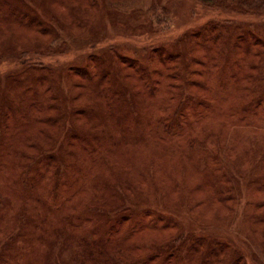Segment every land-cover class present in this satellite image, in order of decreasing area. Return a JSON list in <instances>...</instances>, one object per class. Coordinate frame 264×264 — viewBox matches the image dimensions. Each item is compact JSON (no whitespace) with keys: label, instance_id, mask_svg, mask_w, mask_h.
Masks as SVG:
<instances>
[{"label":"rangeland","instance_id":"rangeland-1","mask_svg":"<svg viewBox=\"0 0 264 264\" xmlns=\"http://www.w3.org/2000/svg\"><path fill=\"white\" fill-rule=\"evenodd\" d=\"M18 1L24 9L19 11L22 24L27 23L28 27L22 29L14 24L17 26L14 33L17 38L11 37L13 32L10 29H7L10 33L2 34L4 30L0 29V76L8 75L6 73L14 70L21 60L39 66L57 64L59 71L56 72L62 77L59 86L66 79V84L71 83L72 87H87L93 93L104 90L96 93L97 101H103L100 95L108 98L107 93L110 95L109 91L115 90L119 92V98L124 97L130 102L125 105L127 120L123 121L129 127V136L124 138L126 143L118 146L117 142L109 140L111 151L107 156L103 155L107 152L104 150L98 153L96 162L87 163L89 176L92 173L97 177L114 174L121 178L125 186L127 183L128 188L120 184L116 188L111 185L106 188L103 179L97 184L83 182L85 176L81 180L83 190L72 195L67 204L72 205L76 198L81 212L96 211L100 207L110 219L114 218L116 211L117 214L124 212V220L113 238L125 237L132 231L126 245L133 249L131 252L121 251L118 245L110 252L114 257L111 263L132 264L135 260V264H140L150 259L152 262L147 264H162L164 261L160 252L167 250L166 245L171 243L177 248L170 259L175 260V264H246L251 258L256 264H264V149L257 150L256 147V144L262 143L263 135L246 134V150L249 155L252 154L251 159L246 156L240 165H235L234 156L229 154L233 153L237 129H242L246 122L252 121V125L264 118L261 111L264 105L252 107L250 104L254 100L262 103L261 97L264 96V0H98L102 2H99L100 6L95 3V7L93 0H55L54 3ZM85 6L90 7L91 15H85ZM12 8L15 9V6ZM75 8L78 9L73 12ZM100 9L103 11L101 16ZM28 10L30 15L26 13ZM96 20L100 27L89 34V26H96ZM30 23H38L42 27L35 30ZM204 27L208 28L202 29ZM201 29L200 37L198 33ZM54 37L56 45H51ZM171 41L178 42L176 49L180 56L173 63H167L166 59L174 56L171 52L167 54L163 48L166 50L165 45ZM96 47L106 48L109 52L114 49L104 59L107 61L104 65V72L107 73L104 75L105 85H97L95 80L87 84L86 79L81 78L87 71L75 66L74 69L81 70V74L72 78L68 66L71 71L73 62L81 66L87 52L98 49ZM124 47L134 51L136 57L143 56L142 62L146 64L138 66L132 63L134 55L127 53ZM158 49L157 54H149L151 61L146 58V53ZM108 58L115 59L121 69L131 66L130 70H127L128 67L124 69L123 76L119 78ZM220 66H224V70L219 71ZM178 69L195 73L184 81L182 71ZM134 70L139 73L135 75ZM131 74L132 77H129ZM151 74V80L159 82V88L153 95L144 88ZM172 76L180 79L174 78L170 82ZM138 78L142 79L143 85ZM183 83L199 110L189 113L184 110V115L191 116L187 121L179 119L177 127L168 120L171 110L163 111L168 98L172 97L171 94L168 96L170 90L160 91V86L174 85L176 88L171 91L175 96L176 92L181 93ZM75 90H72L73 102L81 103L83 97H74ZM60 92L64 93L61 87ZM4 94H7L6 89L0 85V97ZM146 95L150 100L144 98ZM170 103L173 107L174 100L170 99ZM202 104L208 107L204 109ZM90 118L91 122L99 124H94V130L88 131L97 134L116 131L115 120L108 119L110 124L104 125L105 121H100L98 115L92 112ZM79 123L83 125L81 121ZM231 128V131H225ZM251 128L255 129V125ZM163 131L165 134H162ZM110 133L111 136L116 135ZM173 134L178 137L170 138ZM6 150L0 148V172L11 165L13 173L10 169L7 174L6 171L0 173V257L11 248L9 259H12L13 252L17 253L24 246L25 258L19 264H31L32 259L39 264H85V261L95 264V253L106 254L109 247L100 242L106 231L99 230V235L92 237L87 225L78 230L77 233L82 234L80 238H89L85 248L92 253V258L87 259L86 253H81L83 261L77 263L73 261L78 248L70 249V234L57 238L51 244L53 237L44 234V222L38 219L44 215L50 220L57 212L58 206L53 201L44 197L39 203L36 198H41L42 193L46 196L45 183L53 179L57 167V171L63 172L64 169L68 173L65 167L52 161V174L48 177L43 174V177L41 168L36 171V157H42V150L48 155L47 150H11L10 153ZM23 153L24 156L32 155L34 162L20 158ZM104 160L105 171L101 168ZM25 163L29 167L35 166V174L40 177L39 183L31 184L29 188L15 179L20 173L21 176L26 173L27 168L22 170ZM232 168L235 171L241 168L247 170V176L242 174L240 177L243 179H240L231 173ZM221 171L230 172L220 175ZM105 179L112 184V175ZM24 180L33 181V175ZM106 189L114 194L127 192L128 198L109 207ZM100 195L106 206L101 203L102 199L93 203ZM20 207L25 214L19 211ZM59 214L64 215V212ZM156 216L160 220L159 226H164L162 229L151 225L154 224L151 219ZM37 224L40 228L36 227ZM234 232L248 244L252 254L246 245L238 243ZM74 235L76 233H72ZM27 236L36 238L30 246L24 244ZM230 241H234L237 247ZM96 247L99 248L96 250ZM239 249L245 253L244 261Z\"/></svg>","mask_w":264,"mask_h":264},{"label":"trees","instance_id":"trees-1","mask_svg":"<svg viewBox=\"0 0 264 264\" xmlns=\"http://www.w3.org/2000/svg\"><path fill=\"white\" fill-rule=\"evenodd\" d=\"M0 29L4 30L1 32H9L10 29L13 33H10L11 37L17 38V35L14 34L16 31V27L14 24L20 25L22 29H25L28 27L27 23L24 25L22 24V15L19 14V11L22 9L19 3H21L18 0H0ZM50 1V3H54L55 0H44V3ZM64 2V0H57ZM74 1V0H72ZM89 1V0H88ZM92 1V0H91ZM98 0H93V6L95 7V3L100 6ZM90 2V1H89ZM15 6V9L12 8V6ZM45 6L47 4H44ZM79 5V4H77ZM83 5V4H80ZM92 5V4H90ZM78 8L72 9L77 10ZM85 15H91L92 11L90 10V7H84ZM101 10V9H100ZM29 11V10H28ZM26 12L30 15V11ZM96 11V10H95ZM91 12V13H90ZM103 15V11L101 10L100 16ZM87 18V17H86ZM87 21L88 20L87 18ZM97 25L96 26H89V34H92V32L96 31V28L100 27V23L98 20H96ZM91 22H88L90 24ZM35 30L41 29L42 25L38 23H30ZM87 27V25H85ZM208 27H204L202 29H207ZM202 29L199 31L198 34L202 33ZM238 29V28H236ZM212 33V32H211ZM239 34V33H237ZM193 38L197 39L195 36H192ZM204 38V36H202ZM14 41V39H12ZM56 38L54 37L51 40V45H56ZM178 42L171 41L168 43V45H165V48L163 50L169 54L168 52H171L170 54L174 56L167 58V63H173L174 60L178 58V55L180 54L176 47ZM94 45V44H93ZM194 45V44H193ZM104 47V46H103ZM98 48V47H96ZM126 49V52L129 54H133L134 57L132 58V63L137 64L138 66H144L146 63L142 62V57H136L134 54V51L131 49ZM95 49V48H94ZM102 49V50H101ZM106 48H98V49H91L84 55V57L81 62L82 65L78 66L76 62H73L72 64V71L71 68H67L68 72L72 74V78H76L75 76H80L81 70L74 69L73 66L80 68L84 71H87V74L82 79H86V83L94 82L97 85H105L104 84V75H107L106 72H104V65L107 63L104 59L114 51V49H110V52L107 51ZM160 49L151 51L149 53H146V58L151 61L152 56L149 54H157ZM247 54V53H246ZM180 56V55H179ZM247 58V57H246ZM33 59V58H32ZM110 62L114 65V72H116L117 76L121 78L123 76V71L127 67H131L126 65L124 69H121L116 65L115 59L108 58ZM85 60V61H83ZM184 60V59H183ZM182 61V60H180ZM178 61V63L180 62ZM19 64L17 66L21 65L20 67H17L15 65V69L7 72L5 77L0 76V85H2L6 89V93L4 96L0 97V148L7 149V153H10L11 150H34L38 151L40 149L47 150L48 155H45L44 152L41 155L42 157L38 158L36 157V171H38L41 168V176L43 174L47 175L46 177L50 176L52 174L50 172V168H53V165L51 164L52 161H55L57 163V166L65 167V169L68 171L65 172L63 169L59 172L57 171L59 167L56 168L55 175L53 176L52 180H48L45 183V189L47 191L46 196H44V193L41 194V198H36L39 203H41L45 197V199L49 201H53V204L55 206H58L57 212L55 214L52 212V209H48L50 213L54 214V217L50 220H47V217L42 215V218L39 217V222H44L42 226H45L44 234H50L51 237V244H54L55 240L59 237H64V235H68L71 237V243H70V249L78 248L76 254V258L73 262L82 263L83 260L80 259L81 253H86V258L91 259L92 253H90L85 246H87L89 242V238H80L82 236L81 233H77L78 230L83 227L84 225L88 226V231L91 233L92 237H96L99 235V230H103V233L106 231V233L103 235L104 238L100 239V242H104L105 245H109L108 248H106V254L105 253H98L96 252L93 263L95 264H112L111 262L114 261V257L111 255L110 252H112L115 248L119 247L121 248V251L127 250L128 252H131L133 249L132 247H129L127 244L128 237L132 235V231L125 237H120L118 239H114L113 236L117 233V229L124 220L125 214L124 212L118 213L117 211L114 215V218L110 219L105 213L102 212L101 208L98 207L96 211H83L77 207L76 205V198H74L72 205H67L69 200L72 199V195L75 193H78L79 191L83 190L82 186V179L86 176V179H83V182H95L97 184V181H100L103 179L105 182V187L108 188L110 185L114 186L115 188L120 184L123 188H128V185L126 183V186L121 183V178L114 174H108L107 176L97 177L94 176L93 173L91 176L88 175V171L90 169L89 166H87L88 161L96 162L98 159V153L104 152V150H107L103 155L106 157L109 150L108 148V142L109 140H114L117 142V145L120 146L122 143H124L126 140L124 138L126 136H129L127 134L128 126H126L123 121H126V111H125V105L127 103H130L129 100H124L122 98H119L118 95L119 92L113 90L109 91L110 95L107 93V96L100 95V98H104L103 101L101 99L98 100L96 93L97 92H105L104 90L99 91L95 90L93 91L82 89V87H72V84H66V79H63V82L61 86H59L60 80L62 77H60L58 74L59 69L57 68L59 65H51L50 63L46 66H39L37 64H33L32 62L29 63L27 61L21 60L18 61ZM183 63V61L181 62ZM185 67V66H184ZM240 67V66H239ZM219 71L224 70V66L218 67ZM127 70H130L127 69ZM181 70V77L184 81H188L190 76L195 73V71H188L183 69ZM250 69H247L249 71ZM167 71V70H166ZM135 75L139 73V71L134 70L132 71ZM129 77H132L131 75H128ZM152 74L150 76V81H146V85H144V88L146 91L153 95V93H156L158 90V84L159 82L151 80ZM179 78V77H170L171 79ZM180 79V78H179ZM220 79V77L218 78ZM138 80L142 83L143 81L141 78H138ZM77 82V80H76ZM83 84V83H82ZM85 84V83H84ZM80 85V84H79ZM197 86V84H195ZM60 87L64 89V93L60 92ZM160 91L162 90H170L168 92L172 95L171 98H168L166 105L163 107V111L171 110L170 116L168 117V120L172 122L173 126L178 127L179 119L188 120L189 116L191 115H184L183 111L187 110V112H194L198 111L199 107L197 102L195 101L194 97L191 95V93L188 92L186 87L181 85L180 90L181 93H175V96L172 94L176 87L174 85H163L160 86ZM74 91V97H83L81 99V103H74L72 99V90ZM145 92V93H147ZM188 92V93H187ZM143 94V93H140ZM119 96V97H118ZM167 96V95H166ZM132 98H135L132 96ZM145 99L149 98V95L144 96ZM262 98V103H259L258 101H253L251 104L252 107H255L257 105L263 104L264 105V96ZM170 99L174 100V106L172 107L170 103ZM150 100V99H148ZM253 100V99H252ZM251 100V101H252ZM131 101V100H130ZM135 102V100H134ZM131 101V103H134ZM158 102V101H156ZM155 102V103H156ZM154 103V101H152ZM58 105H60V110L58 109ZM107 105V106H106ZM155 105V104H154ZM128 106V104H127ZM182 106V109H179V107ZM204 109H206L208 106L205 104ZM264 112V108L261 110ZM95 113V115H98L99 120H104V125L108 123L109 120H115L116 124L115 128L116 131L110 133L109 131H105L102 133H96L95 131L90 132L88 130H94V124H99L98 122H91L90 113ZM48 113H51L49 116ZM249 115H252L249 114ZM248 115V117H249ZM139 115L136 116V119H138ZM123 118H125L123 120ZM109 119V120H108ZM247 119V118H245ZM258 119V118H255ZM186 120V121H187ZM79 121L83 125L80 126ZM88 122H89V129L88 128ZM113 122V121H112ZM187 124L186 122H183ZM252 121L246 122L245 125L242 127V129H237L236 135L233 139V153L231 156H234L235 161L233 164H241L242 159L246 156H248L250 159V154L246 150V143L248 140V136L246 134L251 133L253 135L262 134L263 139L262 143L256 144L257 150L264 149V118L259 120L258 122L252 124ZM110 124V123H108ZM182 124V123H181ZM255 125V129L251 128V126ZM104 128V126H102ZM231 129H226L225 131H231ZM241 131V134L239 132ZM110 134H116L115 136H111ZM162 134H165L163 131ZM140 135V134H139ZM138 135V137H139ZM119 136V137H118ZM178 137L177 134H173L170 138H176ZM114 138V139H113ZM140 138V137H139ZM235 141H238L237 144H235ZM111 142V141H110ZM126 143V142H125ZM224 145V144H223ZM221 145V146H223ZM104 146L106 148H104ZM253 148V147H252ZM10 149V150H9ZM71 150V151H70ZM109 150V151H108ZM70 151V152H68ZM17 155L16 153H14ZM20 154V158L25 159L28 162H34V159L32 155L27 154ZM57 155H59L57 157ZM264 156V153L263 155ZM18 158V157H17ZM14 158V159H17ZM49 160L48 162H45V160ZM55 159V160H54ZM64 159V160H63ZM72 159V161H71ZM92 159V160H90ZM223 161V160H222ZM27 162V163H28ZM63 162L64 164H61ZM67 164H66V163ZM224 162V161H223ZM14 164V163H12ZM91 164V162H90ZM1 167V164H0ZM87 167V169H86ZM27 168V169H26ZM75 168V169H74ZM101 168L105 171V160L103 161V164L101 165ZM8 169L12 172V166L8 165V168L6 167L3 171H6V174L8 173ZM17 169V168H15ZM25 170V174L23 176L17 175L15 177L16 181L20 184H25L28 188L32 187L34 184H38L40 181V177H38L35 173V166H28L26 163L22 166V170ZM149 168H147L148 170ZM1 171L0 173H2ZM34 171V174H33ZM230 171H221L220 175H223L224 173H227ZM249 172V171H248ZM231 173L239 177L240 179H243L240 177L242 174L247 176V170L245 169H239V171H235L233 168L231 169ZM230 174V173H229ZM28 175H33L34 180L33 181H27L24 180ZM112 175V184H110L105 178ZM44 177V176H43ZM5 178V177H4ZM235 178V177H233ZM65 181V182H62ZM62 183V184H61ZM32 184V185H31ZM108 186V187H107ZM93 188V187H92ZM130 188V186H129ZM86 190V188H85ZM107 190V189H106ZM98 191V190H95ZM108 196H109V207L115 206L118 204L121 200L128 198L127 192L122 191L118 194H114V192H111L110 190H107ZM83 193V192H82ZM92 191L89 193L91 194ZM81 194V193H80ZM54 196V198H53ZM102 199V204L106 206V203L104 202L102 195L98 196L97 199L93 203H98L99 200ZM41 200V202H40ZM22 214H25L23 212L22 207H20L19 210ZM64 212L63 214H59ZM76 212V213H75ZM126 212V211H125ZM36 214V212H35ZM46 215V213L44 212ZM101 220H105L103 223ZM151 225L158 226L159 225V217L156 216L153 217ZM109 221V225L107 226V223ZM40 228V225L37 224L36 227ZM164 226H161L160 229H162ZM72 233H76V235L72 236ZM236 234V232H234ZM237 236V234H236ZM31 236H27V240L24 239L26 242L24 244H32V240L36 238H30ZM42 239L44 236L41 237ZM230 240V239H229ZM232 240V239H231ZM238 243L244 244L248 247L249 253L252 254L251 249L249 248L248 244L241 241L240 238L237 236ZM114 241V242H112ZM80 242V244H79ZM117 242V243H116ZM234 247H237L234 245V241H230ZM47 245H50L48 243ZM76 245V246H75ZM11 247V246H10ZM26 247H22L17 253H14L12 255V259H9V252L11 251V248H8V252H4L1 254L0 257V264H19L21 262L20 260H23L25 258L24 253ZM99 248V247H98ZM96 247V250L98 249ZM167 250L163 249L160 252V256H162V259L164 263L162 264H175V260H171V257L174 256V252L177 250V248L172 245L171 243L166 245ZM5 250V249H4ZM3 250V251H4ZM85 250V251H84ZM243 253V261L245 259V253L239 249ZM169 251L170 253H168ZM18 255V256H17ZM182 255V254H181ZM38 257L39 253H38ZM152 262L150 259L147 261H143L140 264H147ZM135 260H132V264H135ZM31 264H39L38 261L35 259H32ZM71 264V263H68ZM73 264V263H72ZM85 264H88V261H85ZM116 264H119L118 262ZM245 264V262H244ZM246 264H256L255 259L251 258L250 262H246Z\"/></svg>","mask_w":264,"mask_h":264}]
</instances>
